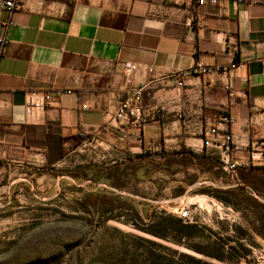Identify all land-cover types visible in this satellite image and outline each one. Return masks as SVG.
I'll list each match as a JSON object with an SVG mask.
<instances>
[{"label": "crops", "instance_id": "1", "mask_svg": "<svg viewBox=\"0 0 264 264\" xmlns=\"http://www.w3.org/2000/svg\"><path fill=\"white\" fill-rule=\"evenodd\" d=\"M0 38L8 42L0 45L1 166L21 160L53 168L68 163L81 169L101 160L115 166L147 152L208 157L203 140L221 115L233 119L239 147L264 142V0L251 6L233 0L203 6L191 0H26L12 15L0 11ZM197 63L239 66L188 77L182 89L172 79L159 80ZM128 65L136 67L131 75ZM133 87H145L150 126L144 130L112 122ZM57 90L71 94L27 115L32 92ZM97 131L102 147L92 138ZM209 158L201 181L235 185L251 170L264 171L261 163L235 177ZM147 215L139 216L144 224Z\"/></svg>", "mask_w": 264, "mask_h": 264}, {"label": "rangeland", "instance_id": "2", "mask_svg": "<svg viewBox=\"0 0 264 264\" xmlns=\"http://www.w3.org/2000/svg\"><path fill=\"white\" fill-rule=\"evenodd\" d=\"M21 161L11 167L0 165V264H147V252L157 257L156 264H186L180 258L183 254L205 264H264V210L244 203L238 204L239 210L234 209L207 189L199 187L189 192L185 206L196 224L209 230L198 229L195 236L179 243L173 232H168L167 239H158L132 225L133 216L140 220V214H171L181 205L179 197L190 185L186 173L177 167L158 162L162 171L153 167L145 177L142 168L138 180H124L117 172L98 176L94 168L85 169L88 166L79 169L66 163L53 168ZM91 165L113 166L108 160ZM174 171L179 173L171 174ZM259 175L251 182L264 199V173ZM61 176L74 177L78 185L65 178L58 180ZM85 181L90 183L80 186ZM111 181L124 185L125 190H118L133 196L97 184L109 185ZM94 196L97 205L88 203ZM248 223L254 232L248 231ZM233 227L247 230L237 242L247 251L246 259L218 261L192 249L216 252L217 238H235ZM144 239L156 246L146 244Z\"/></svg>", "mask_w": 264, "mask_h": 264}, {"label": "trees", "instance_id": "3", "mask_svg": "<svg viewBox=\"0 0 264 264\" xmlns=\"http://www.w3.org/2000/svg\"><path fill=\"white\" fill-rule=\"evenodd\" d=\"M209 159H210L209 157H204V156L197 157L192 153L186 151H180L172 154L147 152L142 155L129 157L127 159V162L123 163L122 165H115L109 168L90 165L85 169L94 168L96 170V173H98L97 174L98 176H106V175L111 176L114 174V172H117L118 178H122L124 180L135 178L136 180H138L139 179L138 171H140V169L143 168L145 170L144 172L145 177H149L151 168L153 167L154 170L157 172L162 171V169L158 165V162H163V165L165 166L177 167L178 169L181 170V173L184 174L186 173L187 175L186 183H188L187 185H192L200 180L201 175L204 172L205 165L207 164V162H209ZM213 162L217 164L220 169L222 168L218 161L215 162L213 160ZM167 170L168 169H166V171ZM176 172L179 173V171H174L171 174H177ZM260 173H264V171L257 170L254 172L253 170H251L246 175L241 176L240 178L241 182L239 183L241 184L240 186L231 189L220 190V189H215L213 187H205V186L200 187V189L209 190L211 195L220 199L221 202H223L224 204L231 206L237 210L240 209L238 206V204L240 203H244L248 205L247 207L255 208L256 210H262V209L264 210V204L259 203L252 196V193H256L260 197L262 196L261 192L256 187H254L253 183L251 182L254 179L258 180ZM234 176L236 177V174H234ZM140 179L142 178L140 177ZM109 185L119 190L126 189L124 185L121 186L120 184L114 183L112 181L109 183ZM88 203L91 205H97L98 199L94 196L93 198H90ZM164 213L166 215L163 213L160 215H157L155 213L147 215L149 223L146 224H144L141 219L139 220L133 216L131 217L132 225L135 228L142 231L143 233L158 239H167L168 232L169 231L173 232L175 235L178 236L176 242L179 243H181L182 240H188L189 238L195 236V231H197L198 229L209 230L206 226H202V225L199 226L196 223L193 224L186 223L178 216L166 212ZM260 221H262V219ZM248 225H249L248 231L254 232L252 226H250L252 224L248 223ZM233 231H234L233 234H235V238L233 237L217 238L218 241L217 246H219V248L214 253L212 252L210 253L207 251L205 252L204 250H201L199 248L198 249L192 248V249L200 254L216 259L218 261H227L229 259H236L237 257L240 259H246L247 254L245 253L247 251L244 249L242 245H240L237 242H239L238 241L239 238L241 239V237L246 235L247 230L244 229L239 230L236 227H233ZM144 240L146 244L156 246L154 242L146 239ZM234 240H236L235 243ZM154 257L156 256L152 252H147V257H146L147 264H156L155 261L156 259H154ZM180 258L186 261V264H205L201 260H197L185 254L180 255Z\"/></svg>", "mask_w": 264, "mask_h": 264}, {"label": "built area", "instance_id": "4", "mask_svg": "<svg viewBox=\"0 0 264 264\" xmlns=\"http://www.w3.org/2000/svg\"><path fill=\"white\" fill-rule=\"evenodd\" d=\"M26 0H0V11H5L12 15L17 10L21 9ZM180 1V0H179ZM197 6H203L205 4L216 5L219 3H225L227 0H191ZM261 0H233L236 6L239 5H255ZM7 41L0 38V45L2 47L7 45ZM239 66L238 63H232L229 66H206L203 63H197L190 69L184 71H177L161 77L159 80L172 79L175 85L182 89L184 87V81L188 77H202L205 75H212L215 73L226 74L231 70L236 69ZM136 67L128 65L126 67V74L131 75L135 71ZM131 84V81H127ZM145 87H133L127 94V97L121 101L116 113L112 119V122L131 124L138 130H144L150 126L144 109H143V95ZM71 94V91L57 90L54 93H40L32 92L29 95L28 103L26 106L27 115H33L35 112L46 109L56 98L64 95ZM233 119L228 115H221L216 123L208 128L207 136L203 140L202 153L208 157L215 158L225 173L234 176L237 171H249L253 167L264 163V142L258 147L253 149L241 148L235 142V137L231 132V124ZM108 127L105 125L101 130H106ZM98 133L92 136L93 139L102 147L103 143L98 140ZM83 137H85L83 135ZM244 154L246 157L241 159L239 154ZM113 161V160H112ZM114 163V161H113ZM186 223H196L192 218L191 212L185 208V210L178 216Z\"/></svg>", "mask_w": 264, "mask_h": 264}, {"label": "water", "instance_id": "5", "mask_svg": "<svg viewBox=\"0 0 264 264\" xmlns=\"http://www.w3.org/2000/svg\"><path fill=\"white\" fill-rule=\"evenodd\" d=\"M60 178H65L67 180H70L72 181L75 185H78L75 180L70 177V176H61V177H58V180H60ZM85 183H90V181H85L84 183L80 184V186H83L85 185ZM241 184H235V185H218L214 182H211V181H202V182H198L196 184H193V185H190L188 186L186 192L181 196L179 197L181 199V205L178 207V208H175L173 211H170L171 214L175 215V216H179L186 208L185 206V199H186V196L189 192H191L192 190H194L195 188H199V187H202V186H209V187H213L215 189H220V190H227V189H231V188H234V187H238L240 186ZM99 187H104L108 190H111L113 192H116V193H119L121 195H124V196H129V197H132L133 195L131 194H127L125 192H122V191H119L118 189L114 188V187H111L107 184H98ZM252 196L261 204H264V199H262L258 194L256 193H252Z\"/></svg>", "mask_w": 264, "mask_h": 264}]
</instances>
